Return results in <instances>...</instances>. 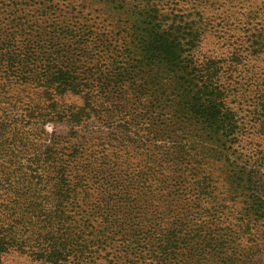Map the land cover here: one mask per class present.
<instances>
[{
	"label": "trees",
	"instance_id": "obj_1",
	"mask_svg": "<svg viewBox=\"0 0 264 264\" xmlns=\"http://www.w3.org/2000/svg\"><path fill=\"white\" fill-rule=\"evenodd\" d=\"M62 1L0 0V257L26 225L53 264H264V31L216 53L209 0Z\"/></svg>",
	"mask_w": 264,
	"mask_h": 264
},
{
	"label": "rangeland",
	"instance_id": "obj_2",
	"mask_svg": "<svg viewBox=\"0 0 264 264\" xmlns=\"http://www.w3.org/2000/svg\"><path fill=\"white\" fill-rule=\"evenodd\" d=\"M188 1L186 0V2ZM210 1L214 4V8L212 7L210 13V30L207 32L204 44L206 49L216 53L227 52V47L229 48L231 41L237 39L239 41H245L243 44L244 46H247L246 31L249 30L250 33L257 34L264 31V0H209V3ZM63 2L64 1H62V3ZM5 18L6 15L2 13L0 15V21L6 23ZM221 29H224V38H218L216 36ZM246 66L248 76L254 73L256 74L255 80L260 82L262 80V73H264V54L258 57L252 54L251 58L247 61ZM28 92L29 89L22 92L24 99L27 98ZM260 97L261 96H258L255 92L247 91V97L241 98V100L244 101V107L243 109H240V117L244 120L246 128L251 130V137L241 140V149L250 156L255 157H257V155L254 154L255 151H262V154H264V109L260 110ZM15 98L17 99V96H15ZM68 100L77 103L81 102L79 96L68 97ZM12 107L14 108V105H12ZM252 125L255 127H251ZM45 129L49 132L52 131V124L50 122L47 123ZM89 193L94 200V189H89ZM82 196L83 195L81 194V197ZM10 198H12V194L7 191L3 194V197H0L1 211L3 210V206L6 205L5 202ZM150 199L153 204H159L158 194L151 196ZM7 213L8 211L0 212V221L10 222L13 220L14 217H8ZM1 225L10 229L9 224ZM18 229L21 230L20 234H23V237L17 239L16 245L11 246L8 251L1 255L0 264H53L38 259L32 252V248L38 239V233H35L36 235L33 237L31 232L28 231L29 229L26 225L20 226ZM101 262L108 264L106 259L97 261V264H101ZM65 264H67V262ZM70 264L73 263L71 262Z\"/></svg>",
	"mask_w": 264,
	"mask_h": 264
}]
</instances>
